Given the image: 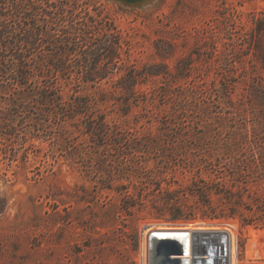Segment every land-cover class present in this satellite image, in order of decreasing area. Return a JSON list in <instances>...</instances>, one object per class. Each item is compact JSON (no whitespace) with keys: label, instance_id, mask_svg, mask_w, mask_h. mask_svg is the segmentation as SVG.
<instances>
[{"label":"rangeland","instance_id":"374dc122","mask_svg":"<svg viewBox=\"0 0 264 264\" xmlns=\"http://www.w3.org/2000/svg\"><path fill=\"white\" fill-rule=\"evenodd\" d=\"M17 1L8 9L16 56L26 46L35 47L27 62L53 63L48 49L56 44L16 39ZM91 2L97 24L87 27L88 34L83 25L71 22L69 3V20L49 25L50 16L39 13L40 27L56 35L85 37L67 43L84 48L106 35L105 19L116 28L122 37L120 53L102 57L100 63L128 68L95 76L96 83L83 81L79 87L92 94L110 120L136 126L140 135L152 133L153 153L144 156L141 139L115 145L108 140L95 147L77 131L76 159L61 149L57 161L42 154L37 159H1L0 264H141L147 226L186 222L235 224L239 264H264V154L259 151L264 147V0ZM61 58L77 63L80 55ZM152 65L166 73L140 76L131 112L125 114L127 105L112 99L122 94L116 88L119 79L129 70L145 71ZM59 77L94 76L74 70ZM106 91L111 99L103 102ZM180 106L187 108L184 120L178 117ZM83 126L82 121H69L66 128ZM133 141L132 157H146L149 169L165 180L162 186L154 182L129 189L176 188L181 190L178 203L122 204L119 189L128 180L110 182L109 171L97 167L118 173V163L131 157L125 152ZM5 146L0 142V148ZM93 150L96 154L89 153Z\"/></svg>","mask_w":264,"mask_h":264},{"label":"trees","instance_id":"16d2710c","mask_svg":"<svg viewBox=\"0 0 264 264\" xmlns=\"http://www.w3.org/2000/svg\"><path fill=\"white\" fill-rule=\"evenodd\" d=\"M13 1L0 0V142L6 144L5 147L0 148V160L6 158L12 161L27 160L30 156L37 159L42 154L45 160L46 157L51 156L57 161L59 149L65 152L67 158L76 159L78 153L73 145L79 144L77 131H81V136L85 139L92 140L95 147L105 144L108 140H112L115 145L124 139H141L140 146L145 148L141 151H144V156L149 157L153 153L151 150L153 134L140 135L136 126H124L117 121L110 120L107 112L101 108L99 102L93 99L92 94L84 92L79 87L83 81L96 83L98 76L103 78L104 74L110 71L126 67L116 63H100L102 57L110 59L120 53L119 46L122 43V37L116 28L110 23L107 24L105 19L106 35L98 40L95 46L84 48L72 44L67 45L69 42H74L75 39L86 38L76 36L71 32L56 35L48 30L44 31L40 27L41 21L37 19L38 14L49 15L50 20L46 21V23L50 22L49 25L60 21L65 22L69 20L65 17L67 3H69L72 9L71 22L83 25L82 31L88 34L87 27L97 24L94 15L90 12L94 7L91 0H68L67 3L56 0H18L15 3V9L20 14V21L16 25V39L25 44L37 40L56 44L55 48L48 49L50 56L54 59L53 63L46 64L42 61L29 63L26 58L37 51L35 47L26 46L24 53L16 56L15 48L17 47L10 44L12 43L11 39H14L13 30L15 29H13L14 21H11L8 9L9 5L10 7L14 6ZM53 13L54 16H52ZM42 32L45 34L43 38L40 37L43 36ZM77 54L80 55L77 63L61 58ZM22 57H24L23 61L18 60ZM74 70H84L94 77H82L83 80L59 77L62 72ZM129 72L121 77L116 85V88L122 91L120 97L112 96L114 102L123 106L127 105L124 110L125 114L131 112L134 95L137 93L140 83L139 77L166 73L165 69H156L154 65L149 66L145 71L129 70ZM95 76L97 77L95 78ZM74 85H78L79 88L74 90ZM71 89L73 91L70 93ZM223 93L225 97L228 94ZM106 95L107 91L106 94H103L102 101L111 99ZM187 102L188 99L182 105H186ZM180 107L181 111L178 117L184 120L181 115L183 112H187V108ZM35 114L36 116H34ZM69 121H82L84 126L82 129L77 127L68 129L66 127ZM101 140H104V143H101ZM44 142H47L48 146H43ZM134 143L136 142L130 143L131 150L136 146ZM7 144H11L10 150L7 149ZM29 148L30 151H28ZM131 150L125 152L131 157H128L127 161L118 163L117 166H120L118 173L114 169H107L104 165L97 167L98 170L109 171L110 182L122 178L128 180L126 187L119 189L123 194L122 204L136 206L145 205L149 201L156 206L159 203H178L181 190L176 188L167 187L148 191L146 189H129V185L140 186L154 182L157 186H162L161 182L165 180L160 172L149 169L146 157L143 159L134 158L132 157L134 150ZM259 151L264 154V147ZM96 152L93 150L89 153L96 154ZM89 168L91 171L94 169L92 165ZM123 186L121 185V188ZM248 223L250 222L246 221V224ZM247 255L253 256V253L248 252Z\"/></svg>","mask_w":264,"mask_h":264},{"label":"built area","instance_id":"2783aa9c","mask_svg":"<svg viewBox=\"0 0 264 264\" xmlns=\"http://www.w3.org/2000/svg\"><path fill=\"white\" fill-rule=\"evenodd\" d=\"M239 234L233 223H152L143 234L141 264H159L158 247L169 241L179 247L168 255L177 264H239Z\"/></svg>","mask_w":264,"mask_h":264},{"label":"water","instance_id":"95a60500","mask_svg":"<svg viewBox=\"0 0 264 264\" xmlns=\"http://www.w3.org/2000/svg\"><path fill=\"white\" fill-rule=\"evenodd\" d=\"M123 1L134 3L141 0H123ZM178 251H179V247L174 241H169L167 243L165 242L159 245L158 247L159 264H177L176 260L170 259L168 255L170 253L178 252Z\"/></svg>","mask_w":264,"mask_h":264},{"label":"bare ground","instance_id":"6f19581e","mask_svg":"<svg viewBox=\"0 0 264 264\" xmlns=\"http://www.w3.org/2000/svg\"><path fill=\"white\" fill-rule=\"evenodd\" d=\"M201 223V222H200ZM202 223H204V222H202Z\"/></svg>","mask_w":264,"mask_h":264}]
</instances>
